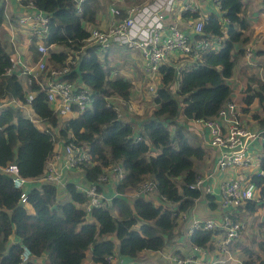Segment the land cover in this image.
Wrapping results in <instances>:
<instances>
[{"label": "trees", "instance_id": "16d2710c", "mask_svg": "<svg viewBox=\"0 0 264 264\" xmlns=\"http://www.w3.org/2000/svg\"><path fill=\"white\" fill-rule=\"evenodd\" d=\"M218 1L220 14H210L204 20L203 34H192L189 39L224 37L221 48L206 52L198 61L186 65L160 67V85L152 97L156 117L174 118L183 104L186 119L206 122L215 119L231 100L232 91L227 81L244 56V50L233 52L236 46H245L249 41L246 35L249 26L243 17L245 5L241 0ZM20 3L22 6L32 3L45 13L47 45L54 44L68 51L48 57L53 68H63L68 59L73 61L61 80L91 91V107L68 120L57 136L87 146L93 157L91 165L81 167L87 184H94L107 168L114 166L121 168L124 178L116 186L117 196L110 207L93 209L86 216L76 206L84 204L86 198L73 183L66 185L64 193L68 201L60 205L58 198L63 194L47 184L29 191L22 203L21 191L15 189L11 177L0 170V264H84L89 253L94 264H110L116 247L120 255L129 258L143 251H162L166 237L175 231L178 216L190 214L202 197L194 186L200 175L194 170L193 161L203 160L204 150L200 146L192 147L181 127L170 121H144L137 117L126 120L125 115L130 112L126 105L130 104L133 84L122 76L112 75L107 61L99 60L98 49L86 46L85 42L89 30L97 28L101 9L97 0H84L80 12L73 0H21ZM180 18L193 24L201 17L198 11H182ZM4 21L5 3L0 2V29ZM31 50L36 54V47ZM11 68L12 59L0 38V101L13 100L19 104L4 107L0 112V169L14 164L23 179L35 180L44 173L53 143L50 133L39 131L22 115L21 107L27 105L26 93L17 75L9 73ZM39 83L40 78L32 81L29 88L34 93L31 109L36 117L57 128L59 119L53 114ZM251 84L243 98L244 112L247 113L253 103L264 112V81H257L255 87ZM111 98H115L113 104ZM115 106L120 108L121 117ZM254 118L259 121V130L264 131V120L257 114ZM259 152V169L264 172V133ZM148 181L153 183L154 190L135 197V191ZM250 181L258 189L257 199L233 211L232 218L243 221L264 207V177L254 174ZM128 194L133 197L129 198ZM204 198L211 209H217L212 195H204ZM110 208L117 215L112 214ZM258 227L263 230L264 222ZM211 238V232L197 228L189 235V245L205 247ZM24 250L30 254L28 260L22 259ZM242 264L254 263L246 260ZM257 264H264V260Z\"/></svg>", "mask_w": 264, "mask_h": 264}, {"label": "built area", "instance_id": "2783aa9c", "mask_svg": "<svg viewBox=\"0 0 264 264\" xmlns=\"http://www.w3.org/2000/svg\"><path fill=\"white\" fill-rule=\"evenodd\" d=\"M73 1L78 12H80L84 0ZM125 1L111 0L108 9L111 18L107 28L105 30L90 29L89 38L85 41L86 46H94L100 52L108 51L113 46L138 50L143 71L150 81L160 76L159 69L162 65L179 66L182 61L185 65L189 62L198 61L204 53L218 51L225 39L224 37H211L190 40L184 32L179 30L177 22H167L166 16H171L176 9L179 12L198 11L194 0L190 2H185V0H151L141 7L124 6ZM208 1L219 9L218 0ZM3 2L8 3L9 0H3ZM22 7L26 11L17 19V23L27 28L29 41L35 45L38 58L34 68L31 69L22 66L20 61L12 62L9 73L16 74L19 79L20 76L26 77L28 88H30L32 81L40 78L39 86L45 93L46 101L50 105L53 114L57 118L66 119L70 116L73 119L78 113H83L91 107V91L85 86H77L71 82L61 80L69 72L68 65L73 64V61L68 59L63 68L50 66L48 57L52 53H59V49L64 48L54 44L47 45L48 17L45 13L36 9L32 3ZM206 18L199 19L189 25L193 35L203 34V25ZM244 56L246 63L251 64L253 49L250 47L245 48ZM177 62L178 65L175 64ZM156 90L157 87L154 84L148 87V91L152 95L155 94ZM25 93L27 104L25 106L31 108L30 103L34 93L30 90ZM113 100L115 98L110 100L112 104ZM126 106L131 111L130 104ZM114 109L118 113V117H121L120 108L115 106ZM238 109H240L238 104L231 98L225 103L215 119L206 122L193 121L195 125L206 131L207 143L215 153L210 172L199 177L194 186L202 196L214 195L213 187L206 183L214 181L217 176H223L217 196L218 205L225 212L218 218L194 221L190 233L197 228H201L203 231L212 233L211 241L205 247L190 246L189 252L182 257H172L176 264L243 263L239 261L232 249L240 239L244 224L240 223L237 218H232V212H237L247 202L257 199L258 189L250 181V177L254 174L264 177V172L259 169L260 154L256 153L257 144L259 148L264 131L252 130L247 125L242 124ZM27 118L34 125L42 122L34 113L28 115ZM43 132L50 133L48 130ZM50 134L53 152L45 165L43 175L37 179L40 180L41 186L47 184L58 189L60 193H64L66 185L73 183L77 191L86 198L84 204L76 205L85 212L86 216H89L93 209L109 208L112 199L117 196L116 186L124 178L121 168L119 166L107 168L94 184H87L83 180L84 185H82L77 180L70 179L69 175L74 174L76 170L81 169L84 165L92 164L93 157L87 146L77 145L70 138L64 140L55 134ZM0 170L11 177L13 187L21 191L20 201L24 203L27 194L25 192L27 180L19 175L17 166L9 164ZM110 181L115 183V193L109 197L105 194V189ZM153 190V183L148 181L135 191V197L145 196ZM193 209L189 216L193 213ZM186 216L187 214H180L177 223L180 219L184 220ZM29 255L28 251L24 250L22 259L28 260ZM111 259L112 257H110L109 263Z\"/></svg>", "mask_w": 264, "mask_h": 264}, {"label": "crops", "instance_id": "0c3cea01", "mask_svg": "<svg viewBox=\"0 0 264 264\" xmlns=\"http://www.w3.org/2000/svg\"><path fill=\"white\" fill-rule=\"evenodd\" d=\"M151 0H126L124 3V6L130 5H141L146 4L150 2ZM191 0H185V2H190ZM197 4V10L200 15V19L208 17L210 14H216L219 15V9L216 8L210 1L208 0H194ZM243 5H245L244 8V15L243 17L247 21L249 25V31L250 33L246 34L249 38V41L245 46L235 47V52H237L239 49H244L247 47H250L253 49V57L251 59L252 63H246L245 56L241 57L239 62L236 64L233 70V76L227 81L229 84V87L231 88V91L233 93V100L236 101L239 108L240 113V120L241 123L244 125H247L252 130H258L260 128L259 121L254 118V114H257L258 116L261 115V120H264V112L259 108L257 103H253L250 107L249 111L246 113L244 112V105H243V98L246 96V90L247 87L252 83V87H255L258 82L264 81V0H241ZM0 2H3V0H0ZM100 11L98 12V24L97 28L105 30L108 26V23L110 22V15L108 12L110 2L108 0H97ZM26 11L21 6L20 0H9L8 3H5V21L0 29V38L5 44L6 51L10 55L12 62L20 61L22 63V66H25L29 69L34 68V65L36 63L35 57L36 54L31 50L32 45L29 41V35L28 30L25 26H20L17 23V19L22 16V14ZM166 20L169 23H172L173 21L177 22L178 26H182L184 32L188 37L192 36L190 23L188 21H182L180 18V12L176 9L175 12L171 16H166ZM16 32H15V28ZM86 29H89V26H85ZM248 31V32H249ZM20 46H24L25 48V55H23L20 52ZM120 47V46H118ZM33 48H35V45L33 44ZM110 50V49H109ZM108 50V51H109ZM106 53V52H103ZM140 56V54H139ZM14 57V58H12ZM38 58V56H37ZM250 61V62H251ZM184 61H182L179 64H183ZM142 65V62H141ZM132 69V68H131ZM112 75H115V70L112 71ZM34 74V73H33ZM21 84L25 92L29 91V88L27 86L26 77L20 76ZM253 81V82H252ZM133 86L135 82L130 81ZM139 82V81H138ZM138 91V90H137ZM134 92V90H132ZM239 92V93H238ZM139 103L134 98H130V108L131 111L125 115L126 120L133 119V117L141 118L146 115V112L142 108V112L139 111ZM143 105V104H142ZM7 106H13L17 107L19 104L17 102H13V100L6 102L0 101V112L4 107ZM21 110L25 112L26 117L28 115H31L33 113L32 109L27 106H22ZM260 117V116H259ZM199 134L201 138H197L200 141V146L205 152V157L203 158L202 162L199 164L200 171L197 172L200 177L207 175L214 163V151L210 149L208 143H207V134L206 131H204L203 128L199 127ZM260 148V144H259ZM258 148V144L256 147V153L260 154ZM76 176L75 174H71L69 178ZM223 176H217V179L214 181H208V185H211L214 189V203L217 205V209L213 210L210 208L209 203L204 198V195L197 201V203L194 206L193 213L191 216L187 214L186 218L184 220H179L177 223V226L175 227V233H176V241H181V246L173 251L172 253H166L163 251L155 253L157 257L166 260L167 264H176L172 257H182L184 254L189 252V235L191 231V227L194 224L195 220L204 221L209 218H218L221 215L224 214L225 211H222L218 205V196L217 193L219 191V186L221 184ZM80 184L84 185L83 180L75 179ZM77 182V183H78ZM41 186L40 180H27L26 185V193L31 191L32 189H39ZM115 193V183L110 181L106 185L105 194L107 196H112ZM60 198H58L59 201L64 200L65 202L68 201V196L66 193H61ZM238 211V210H237ZM13 240L10 241L12 243ZM117 245V244H116ZM241 245V243H235L233 246V253L236 255L240 253L239 251H235L237 248L236 246ZM91 251V250H90ZM238 252V253H237ZM91 253H89L88 258L85 259L84 264H94L91 256ZM250 254V253H249ZM166 256V257H163ZM243 256V255H242ZM249 256H253L252 253ZM257 255H255V258ZM30 257V255H29ZM28 257V259H29ZM262 260V259H261ZM132 259L129 257H125L119 254L118 247H116L112 259L110 261V264H134L132 263Z\"/></svg>", "mask_w": 264, "mask_h": 264}, {"label": "rangeland", "instance_id": "374dc122", "mask_svg": "<svg viewBox=\"0 0 264 264\" xmlns=\"http://www.w3.org/2000/svg\"><path fill=\"white\" fill-rule=\"evenodd\" d=\"M244 1L247 2L246 0ZM108 2H111V0H108ZM141 5L143 6V4ZM133 6L135 7L139 5H130V4L128 5V7H133ZM243 15H244V11H243ZM14 28L16 32L17 27H14ZM248 31L246 32V34L250 33V31L249 32ZM30 46L31 48H33V44ZM59 50L68 52L67 50H64V49H59ZM20 52L23 55H25L26 51H25L24 46H20ZM97 55L100 61H107V66L110 67V69L116 71V73H114L115 76L119 75V76H122L128 79L129 81L135 82L133 86L134 92H132V98H134L137 102H140L139 111L142 112L141 107L143 106V110L146 112V115L140 118L141 120L142 119H144V121L157 120L163 123H168V121H170L171 123L177 124L181 127L183 133L189 140L192 147L200 146V141L198 140L199 138H201L199 134V126L195 125L193 121L188 120L184 117L182 113L183 108H184L183 104H180L179 113L174 118H169L166 116L156 117L153 114L154 111L156 110V105L152 101L153 95L148 91V87L154 84L158 88V86L160 85L161 77L158 76L155 78V80L150 81L145 76L143 67L141 65L142 61L139 56L138 50L129 49L127 47L113 46L108 52L103 53L99 51ZM175 64L178 65V62ZM177 100H180V99L177 98ZM21 113L25 118H27L25 112L21 111ZM259 116L261 120V115ZM58 119H59V126L57 128H53L47 121H42L41 123L35 124V127L41 132L48 130L50 133L57 135L58 130L62 129L65 126V123L71 119V117L68 116L66 118L67 120L60 118V117H58ZM169 129L171 132H173L172 127H169ZM201 162L202 160L193 161V168L196 172L200 171L199 164ZM74 174L76 176H73L70 179L75 180L78 178L80 180H84L83 171L81 169L76 170ZM127 196L129 198L133 197V195H130V194H128ZM64 202L65 201L62 200V201H59L58 204L64 203ZM110 209L112 210V214L117 215V213L112 208ZM57 210H58V213L60 214V210L59 209ZM27 211L30 214L33 213L29 207H27ZM238 220H240L239 221L240 223L242 222L244 224V230L241 232L240 239L237 242V243H241V245L236 246L237 248L235 249V251L240 252V253L237 252L238 253L237 258L241 262L246 261V260H252L254 264H257L261 259L264 260V229L262 230L258 227L259 223L264 222V207L259 208V210L254 215L247 217V219L243 221L241 219H238ZM175 239H176V233L173 231V235L171 234L170 236L166 237L167 243H166L165 248L163 249L164 252L172 253L173 251H175L181 246V241L180 240L176 241ZM155 253L157 252L143 251L139 253L136 257L131 258L133 260L132 263L134 264H167L166 260L157 257ZM249 253L250 254L252 253L253 256H249L250 255ZM255 255H257L256 256L257 258H255Z\"/></svg>", "mask_w": 264, "mask_h": 264}, {"label": "water", "instance_id": "95a60500", "mask_svg": "<svg viewBox=\"0 0 264 264\" xmlns=\"http://www.w3.org/2000/svg\"><path fill=\"white\" fill-rule=\"evenodd\" d=\"M179 30L183 31L184 28L182 26H178Z\"/></svg>", "mask_w": 264, "mask_h": 264}]
</instances>
